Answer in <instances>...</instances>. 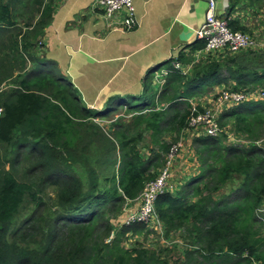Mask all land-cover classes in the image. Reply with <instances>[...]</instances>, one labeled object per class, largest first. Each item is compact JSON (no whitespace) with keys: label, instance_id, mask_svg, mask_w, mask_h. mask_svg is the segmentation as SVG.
<instances>
[{"label":"trees","instance_id":"trees-1","mask_svg":"<svg viewBox=\"0 0 264 264\" xmlns=\"http://www.w3.org/2000/svg\"><path fill=\"white\" fill-rule=\"evenodd\" d=\"M33 3L37 16L25 18L26 30L22 31L16 22L22 0H0V83L8 76L17 77L13 87L0 91V264H216L211 259L215 256L247 262L253 257L258 264H264V237L255 228L256 224L262 225L255 216V209L264 197V148L223 145L226 134L222 132L216 137L193 138L200 174L190 178L178 195L174 192L158 195L155 211L166 230L182 227L188 231L203 261H197L188 250L184 260L168 262L152 250L126 248L121 244V234L137 231L143 223L122 224L114 241L105 242L111 229V223L104 216V209H109L107 204L137 198L158 172L151 171L155 167L153 156L144 159L140 155L137 139H130L124 132L113 133L111 138L86 122L89 117L116 110L114 105L117 104L132 111L131 115L135 114L132 116L134 126L144 125L154 134L155 143L160 142L157 139L166 130L178 131L179 138L190 113L188 98L200 94L204 86L230 80L234 81V90L264 87V50L205 60L193 65L189 75L170 65V74L157 101L152 81L148 79L142 95L115 97L104 110L97 111L81 103L69 80L48 70L52 63L43 56L35 58L31 53L53 13L52 1L46 4V0H33ZM238 3V0H229L227 18ZM229 26L232 30H247L238 19L230 18ZM13 29L17 32L12 33ZM202 47L203 42L196 39L190 51ZM24 53L30 59L24 57ZM27 62L32 63L33 68L27 69ZM159 103L166 106L156 109ZM248 104L253 110L254 106L264 110V99H261L244 101L233 107L234 112ZM169 112H173L172 116L165 119ZM225 114L219 116L221 126ZM246 116L256 117V113L251 109L245 111L235 116V122L245 121ZM80 139L88 140L89 146L100 139L105 142L104 149L89 159L93 168L90 185L87 184L89 191L83 198H80V180L62 171L57 163L58 149H69ZM160 147L164 151L169 148L166 144ZM115 149L118 155L112 156ZM24 151L41 153L39 163L31 165V171L38 172L36 180L21 178L18 169L15 171ZM108 157H113L111 164L114 166L117 162L118 167L104 179L111 182L107 188L92 173L96 162V167H102ZM235 179L236 184L232 183ZM227 184L236 187L229 189V195L215 198L213 193ZM50 186L56 193L48 204L40 194ZM26 198L34 202L35 208L14 228L15 218ZM99 220L107 223H99ZM8 232L12 234L11 242L6 238Z\"/></svg>","mask_w":264,"mask_h":264},{"label":"crops","instance_id":"crops-1","mask_svg":"<svg viewBox=\"0 0 264 264\" xmlns=\"http://www.w3.org/2000/svg\"><path fill=\"white\" fill-rule=\"evenodd\" d=\"M52 2V19L39 38L40 54L52 63L48 70L69 80L81 103L89 108L102 111L115 97L142 95L148 79H151L155 93L156 75L152 76L151 70L167 65L164 69L168 71L167 78L170 65L176 58L184 66L190 65L191 69L199 62L224 57L218 53L203 55L198 50L190 51L196 31L205 21L207 3L203 0H134L137 25L129 31L107 26L93 0ZM228 7L229 0H217L218 14ZM235 14L230 18L240 17L242 24V15ZM223 86L233 88L234 81L207 85L200 94L188 98L190 106H209L212 96ZM263 88L248 90L247 101L261 100L258 93ZM234 106L226 105L220 113H226L222 119V133L226 134L223 142L236 140L245 147L258 145L264 148V110L257 106L253 110V106L248 104L234 112ZM250 109L256 117L246 116L245 121L235 122L236 115ZM192 132L184 128L179 135L183 148L172 166V192L178 193L190 178L201 172L192 145L193 138L199 134ZM188 139L191 143L185 147ZM134 210L128 209L127 214Z\"/></svg>","mask_w":264,"mask_h":264},{"label":"rangeland","instance_id":"rangeland-1","mask_svg":"<svg viewBox=\"0 0 264 264\" xmlns=\"http://www.w3.org/2000/svg\"><path fill=\"white\" fill-rule=\"evenodd\" d=\"M50 1L52 0H46V4ZM238 2L239 3L236 6L232 15L235 13H237V15H242L244 19L242 21V25H244L247 28L245 32L254 35L257 40L264 39V1L238 0ZM36 10L37 9L33 3V0H22V5L18 6V16L16 18L17 25L19 26L18 28H22V31H25L26 29H24V23L27 20L25 18H28L30 16H32L31 17L32 19L35 18L37 16ZM236 19L239 20L240 17H237ZM36 20L34 22H36ZM11 32L15 33L17 32V30L13 29V31ZM3 35L5 34L3 33ZM32 48L33 49H31V53L35 56V58H39L41 56L40 41L36 40V43ZM24 57L30 59L27 53H24ZM165 67H167V65H162L159 68L153 69V71L155 70L157 71H155L152 76L160 75L164 71ZM26 68L27 69L33 68L32 63L27 62ZM16 78L17 77L15 76H8L7 78L3 79V81L0 83V91L5 90L8 87L9 88L13 87L15 85L14 81L16 80ZM206 88L207 86L203 87V89ZM138 96L140 95H137V97ZM170 98H168L167 100H169ZM165 106L166 104L164 105H161V103L158 104V108H163ZM114 107L116 108V110L107 112L106 113L107 115L89 117L86 122L89 123L90 125L92 124L93 126H95L97 132L99 133L102 132L105 135L107 134L108 137L110 136L112 138L113 133L116 132L118 133L124 132L130 136V139H137L138 141L137 149L140 155L144 159H148L149 157L153 156L154 159L153 165L155 167H152L151 171L157 173L159 169L162 167L166 153L168 151V150L167 151L162 150L160 145L166 144L168 145V147H170L175 142L182 141L180 140V138L177 137L178 131L166 130L165 132H162L161 136L158 137L157 139L160 142L155 143L154 140L152 139V136L154 134L147 131L144 128V125L134 126L133 124L134 122L132 121L134 120V118L132 116H135V114L131 115L132 111L125 110V108H122L120 105L117 104H115ZM172 113L173 112L167 113L165 119L170 118L172 116ZM90 128L91 126L87 128V131H89ZM194 132L192 133L195 134ZM172 133L175 134L172 135ZM33 139H36L38 141V138H33ZM190 143H191V139H188L187 142L184 143L185 147H187V145ZM104 144L105 142L102 139H100L98 141H95L93 144L89 146L88 140L80 139L77 143H75L73 147L69 149H64V148L58 149L57 163L61 168V170L70 173L81 182L82 189L80 191V198L85 197L89 191L87 184L90 185L91 169L93 168L90 166L89 159L94 157L96 152H99L102 149H104ZM222 144L223 145L232 144L239 148L241 147L247 148L244 146L243 143L236 140L232 142L229 141L222 142ZM25 153H28V151H24L21 153L19 158V164L15 167V171L16 169H18L19 176L21 178L36 180L38 172L36 170L31 171V165L32 163L34 165L35 163H39L38 161L41 156V153L39 154L28 153V156H26ZM114 154L116 156L118 155L116 149L112 150V156ZM111 159H113V157ZM111 159L108 157L105 164H102V167H96L97 164L96 162L93 169L94 171L92 173V175L94 174L98 176L102 184H105L107 188L110 187L111 182L105 181L104 179L106 177L109 178L112 175L113 171H115L118 167L117 162L114 164V166L111 164ZM36 166L37 168H39L38 164ZM7 167L8 165L5 166V169H8ZM237 182L238 180L235 179L233 180L232 183L236 184ZM235 187L236 185L227 184L223 186L222 189L217 193H213V196L215 198H219L222 195H229L231 192L229 189L232 188L234 190ZM178 192L180 193V191ZM55 193H56V189L53 186H50L45 188L44 192L41 193L40 196H42L44 201L50 204L51 198H55ZM175 193L177 192H174V194ZM179 193H177V195ZM137 198L130 200L129 203L126 201L121 204H112V203L107 204L109 209H104L105 212L104 216L105 219H107L111 223L110 224L111 229L105 236L106 243H112L115 239V236L120 233L119 231L121 230V225L124 224V220L127 216L126 214L128 209H136V207L139 206L140 202L139 199ZM263 203H264V197H263V202L255 209V216L260 220L262 225L256 224L255 228L256 229L258 228L259 234L264 237V210L263 211L260 210L263 206ZM34 208H35L34 202H32L30 198L29 199L26 198L17 214V217L15 218L14 221L15 225H13V227L15 228L19 226L20 223L23 221V219L27 218L29 213ZM98 222L107 223L105 221H100V220ZM129 231L130 232L120 235L121 244L126 248L135 247V248H145L147 250H152L161 259H164L168 262H172L177 259L184 260V258L187 257V253L189 252L188 250H190V252L193 253V256L197 261L200 262L203 261L202 256L200 254L201 251L199 250L198 245L193 244V240L189 238L188 231L182 227H178L170 231L166 230L163 222L159 220L157 215H154L151 222L142 225L139 230L137 231L129 230ZM6 238L8 242H11L12 234L8 232L6 234ZM219 257L220 256H215L211 259L215 260L216 264H258V260H255V258L253 257L248 262L242 259L240 260L238 259V261H236L235 259H233V257H220V258ZM206 262L207 260L205 261V263Z\"/></svg>","mask_w":264,"mask_h":264},{"label":"built area","instance_id":"built-area-1","mask_svg":"<svg viewBox=\"0 0 264 264\" xmlns=\"http://www.w3.org/2000/svg\"><path fill=\"white\" fill-rule=\"evenodd\" d=\"M94 7L102 14L107 26L116 30H134L137 25L135 18L134 0H93ZM207 3L205 21L196 31V39L203 42V47L198 49L203 55L221 54V56L234 55L242 51H258L264 48V39L257 40L248 32L232 30L229 26V19L226 11L217 13V0H203ZM172 67L178 69L182 74L188 75L190 65H183L179 60L172 61ZM168 71L156 75L154 88L157 89V96L166 82ZM260 99H264V88L259 91ZM249 98V92L245 90H234L229 87H222L212 96L209 106L201 107L199 111L196 105H192L187 118L185 129L195 131L200 135L218 136L223 132L219 122L221 111L226 105H238ZM2 107H0V113ZM183 142L177 141L172 144L166 153L164 163L159 169L157 176L148 181L139 194V206L128 212L124 224L132 226L137 223L147 224L152 221L155 211V201L158 195L172 192V166L174 160L181 154ZM260 210H264V203Z\"/></svg>","mask_w":264,"mask_h":264},{"label":"clouds","instance_id":"clouds-1","mask_svg":"<svg viewBox=\"0 0 264 264\" xmlns=\"http://www.w3.org/2000/svg\"><path fill=\"white\" fill-rule=\"evenodd\" d=\"M172 66V65H171ZM173 68V67H172ZM157 71V70H156ZM154 73V72H153ZM152 73V74H153ZM189 75V74H188ZM156 93V92H155ZM159 95V94H158ZM155 100L157 101L158 99H157V96L155 97ZM156 109L158 108V104L156 105V107H155ZM171 193H173V192H171Z\"/></svg>","mask_w":264,"mask_h":264},{"label":"water","instance_id":"water-1","mask_svg":"<svg viewBox=\"0 0 264 264\" xmlns=\"http://www.w3.org/2000/svg\"><path fill=\"white\" fill-rule=\"evenodd\" d=\"M195 40H196V39H195ZM159 65H160V64H159ZM160 67H161V66H160ZM156 68H159V66H158V67H156ZM152 71H153V69L151 70V73L155 72L156 70H155V71H153V72H152Z\"/></svg>","mask_w":264,"mask_h":264}]
</instances>
